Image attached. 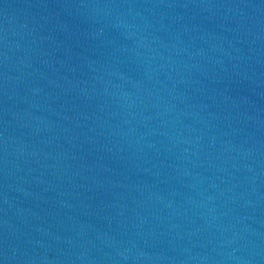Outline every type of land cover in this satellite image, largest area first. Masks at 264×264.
<instances>
[{
	"label": "water",
	"instance_id": "95a60500",
	"mask_svg": "<svg viewBox=\"0 0 264 264\" xmlns=\"http://www.w3.org/2000/svg\"><path fill=\"white\" fill-rule=\"evenodd\" d=\"M0 264H264V0H0Z\"/></svg>",
	"mask_w": 264,
	"mask_h": 264
}]
</instances>
